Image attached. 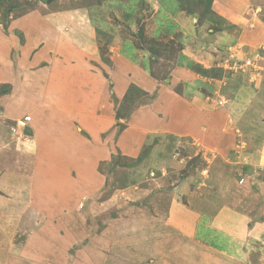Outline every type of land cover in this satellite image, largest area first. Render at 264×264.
Listing matches in <instances>:
<instances>
[{"label": "rangeland", "instance_id": "obj_1", "mask_svg": "<svg viewBox=\"0 0 264 264\" xmlns=\"http://www.w3.org/2000/svg\"><path fill=\"white\" fill-rule=\"evenodd\" d=\"M213 2L206 13V0H0V44L8 45L0 56H6L9 63L7 69L2 66L4 71L0 70V243L6 248L29 244L34 258L42 255L47 260L45 256L54 254L41 253L38 246L41 242L58 245V239L64 237L61 231L68 228L75 239L74 248H81L91 260L98 256L95 260L101 264L110 254L116 264H195L190 262L198 261L206 248L210 252L204 255L205 263L198 264H264V242L260 240L264 219H249L251 206L255 209L256 202L257 206L264 204V183L249 187L236 182L238 170L230 162L241 148L233 145L228 155L231 161L224 164L209 136L201 141L189 125L187 130L165 134L170 125L166 117L160 118L172 101L165 94L173 97L169 90L183 94L182 82L171 80L176 65L182 71L186 68L185 75L188 81H196L195 86L202 82L201 92L209 98L211 108L219 109L230 102L222 84L232 76L230 71L246 72L244 62L249 58L257 65L251 72L261 69L257 60L264 51L245 56L248 52L244 55L240 44L229 45L225 55L210 50L215 60L205 64L204 37L231 28L219 21ZM239 2L248 15L264 19V0ZM166 6L182 12L181 20L192 18L191 29L186 30L183 23L175 28L172 21L170 28H163L161 14ZM45 40H53L52 46ZM29 41L37 45L32 44L28 51ZM43 47L48 52L61 48L66 59L56 58L51 68L45 56L37 65L52 72L45 75L50 88L32 97L43 113L41 121L31 126L32 91L25 89L24 74H32L26 73V67L37 69L30 58ZM85 48L87 52L94 49L96 60L91 55L78 60L76 55ZM185 54L190 57L181 62ZM191 56L195 58L191 60ZM232 60L240 65L231 68ZM217 66L225 71L219 81L215 79L219 77ZM67 68V74H56ZM123 71L136 72L145 81L151 77L157 81L156 89L145 95L131 77L130 95L125 98L114 91L117 80L112 77L111 81L116 72V78L126 84ZM73 77L82 83L79 87L69 85L75 89L69 90L67 99L61 90L67 86L64 80ZM87 77L97 78L94 93L98 95L86 92ZM248 79L254 82L251 76ZM130 84L142 90H132ZM161 90L164 93L159 99ZM152 94L155 99L150 101ZM139 99L141 105H137ZM156 99L164 100V109L155 110L161 107L157 102L153 113L147 111L151 115L138 113L134 121V111ZM63 100L72 106L68 122H60V114L50 116L49 104L57 106ZM193 111L197 117H189L191 123L215 112L199 115ZM205 143L209 149L200 148ZM39 166L38 173L50 168V176L42 174L54 187L32 184V170ZM254 166V171H262L264 156ZM201 168L207 171L202 173ZM212 180L217 181L215 185ZM8 182L16 183L15 188L7 187ZM191 195L205 198L209 204H203L198 212L195 205L199 198L193 200ZM60 196L65 197L61 200ZM123 244L128 250L120 252L114 247L110 252V246Z\"/></svg>", "mask_w": 264, "mask_h": 264}, {"label": "crops", "instance_id": "obj_2", "mask_svg": "<svg viewBox=\"0 0 264 264\" xmlns=\"http://www.w3.org/2000/svg\"><path fill=\"white\" fill-rule=\"evenodd\" d=\"M236 2L237 0H214L213 5H212L213 12H215V14L218 15L219 21L222 24L231 25V28H229L228 30H224L223 31L224 33L217 32L216 34H212V35L208 34L207 38L204 37L206 39L205 45L199 42L201 43L202 48L206 47V49L202 52L203 53L202 58H204L203 61L205 62L208 61L210 63L211 60L213 61L215 60V59H212L214 58V53L213 52L209 53L210 50L211 51H214V50L221 51L222 53L221 55H225L226 49L231 44L242 45L241 48L243 49L244 55L245 53L248 52L247 53L248 55H245V56H250L252 55V53L256 51L258 52L257 54L259 55L260 50H261V53H263L264 51V40H263L264 39V19L262 17L258 18V16L257 17L253 16V13H250L248 15L247 12H245V10L247 11V9L243 10L244 8H242L241 3L240 2L236 3ZM162 10L164 12V14L163 13L161 14V17L164 16L163 28L165 27L170 28V21H172V23H174L175 28H179L180 24L183 23V26L186 28V30L189 31L191 29L188 27V24L192 25L193 19L188 17V19L182 18L181 20V17L183 16V14L182 12L177 10L175 6L172 9H169L168 6H166V8L163 7ZM166 22H168L167 26H165L167 24ZM232 26H233V30L230 31V29H232ZM47 35H46V38H49V33H47ZM46 43L47 45L50 44L52 46L53 40H50L49 42L47 40ZM32 44H34L35 46L37 45L33 43L32 41H29L28 51L33 48ZM7 46H8L7 44H2V46L0 44V54H3V52L5 51L7 52L8 50ZM88 46L89 44L86 45V47ZM93 51L94 49L88 52L86 51V48L82 49L81 53H79V55L77 54L76 57L79 58L78 60L80 62L84 60L85 55H89V56L91 55L92 58L95 59L93 55L94 54ZM216 55L220 56V54H216ZM45 56H47L50 62L51 68L55 67V66H52L51 62L55 61L56 58L62 57V59H66V56H64L63 50L61 48H59V50L56 49V50H51L50 52H48V49L46 48L44 49L43 47L41 48V51L35 52L33 54V56L30 58V61L31 63L34 62L33 64L36 65L37 69L31 70V68L26 67L27 69L26 73L28 71H32V74L31 75L24 74L25 82L23 83L26 90L32 91V96H31V99L29 100L30 102H32L31 100H32V97H34V95H39L40 93H43V92L45 93V91L50 88L49 86L50 83H48V80L47 78H45V75H51L50 73L52 72V69H50L49 71H46L45 69H40V66H37L42 62V59L45 58ZM184 56H186V54ZM5 57L6 56H3V57L0 56V58L3 59V60H0V67H1L0 70L2 71H4V69H2V66H5V69H7V66L9 64L6 61ZM189 57L190 56H188V58ZM193 57L195 58V56ZM193 57L191 56V60H193ZM188 58L187 56L184 57L181 62L186 61ZM179 59H182V57H179ZM208 62L205 64H208ZM257 64L261 68L258 72L252 73L251 72L252 68L250 67H247L246 72L240 73V74H237L238 72L233 73L232 71H230L229 73L232 74V76L228 78V80L226 81L227 83L222 81L223 82L222 84H224L226 88L224 90L226 91L229 97V101H230L227 105V108H224V109L211 108L212 104H210L207 101L209 98L205 97L204 94L201 92L202 86L200 85V83L202 82L199 83V80L197 79L199 85L195 86L194 85V82H196L195 80L191 82L188 81V75H185L186 68L183 70L185 72L184 73L181 69L182 67L178 68V66L176 65L174 66V68H172L173 70L171 73H173V75H171L172 76L171 80L173 82H176V84L177 83L180 84L182 82V84L184 85V88L182 89L183 94L180 93L179 95V94L174 93V91L169 90V92H171L172 95L174 96L172 97L170 96V94H167V96L170 97L168 98L165 94V98H167L168 100H172V101L170 105L166 109H164V105H161V102L162 101L164 102V100H160L158 102V100L161 99V95H162L161 92L164 91V90H161L158 92V95L161 94L159 96V99H156L155 101L150 102L149 104L140 106L134 111V115H132L133 119L134 121L137 119L138 113L147 114V111H150L149 109H151L153 113L154 105H157L156 104L157 102L160 103V106H161L160 109H155V110H157L158 112H161V110L164 109L165 112L160 118L166 117L168 120V126L170 125L168 129L169 131L167 130L168 132H166L165 134L171 135L175 132H181V130H184V129L187 130L188 125L194 126V128H190L189 130L191 132H195L196 134H198L197 137L201 141H203V139L207 140L210 137L213 145H215L216 148L218 147L217 151L221 152L220 156L223 157L222 162H224V164H225V161L230 162L232 160L230 164L234 166L236 170H238L237 174H235V177H236V182L239 185L241 186L248 185L249 187L255 185L257 187L260 182L264 183L262 182L264 181V175L263 174L258 175V171H254L257 168V166L256 167L254 166V164H256L257 161H259L262 158V156H264V54L260 55L259 59L257 60ZM219 66H217L218 67L216 68L217 70L215 69L217 71L216 74L218 73L219 75V77H215L216 81L221 80L225 72V71L223 72ZM66 70L64 71L62 70L60 72L58 71V73L56 74L60 76L65 73L67 74L70 71V68H67ZM115 73L116 72H114V75H111V81H112V77L117 80L114 86V91L120 95L125 94L126 89L128 87V82L129 81L131 82V80L128 81V79H131V77L132 78L134 77L135 83L141 88H143L145 92L151 93L152 91L156 89L154 82H157V81L153 80L151 77L149 79H146L145 81L144 79H141V78L139 79L136 72H132L134 74L131 75L128 73V71H123L122 73H123V76H125V78L124 79L120 78V80L122 79L124 82H126V84H124L123 82H120L118 78H116ZM118 75L120 74L118 73ZM250 76L253 78L252 81L254 80V82L252 83H250L248 79L250 78ZM87 79L88 80L85 83V86L87 85L86 92L91 93V96L98 95V93H94L96 91L95 87L98 86V84L94 82V80H97V78L90 80L89 77H87ZM64 81L67 86L66 87L63 86V89L61 91L66 93L67 95L66 97L68 99V96L70 94L69 90L75 89L69 85L76 84L77 85L76 87H79L82 82L81 80H78L74 77L69 78ZM50 100L54 101V98L51 97ZM63 101L64 102L60 101L59 105L57 106L52 105V103L49 104V108L51 111L50 116L52 117L54 115L60 114L59 121L61 122L62 120H65L66 122H68L69 119H71L69 118V114H70L72 106H69V104L66 103L65 100ZM73 103L74 101H72L71 105H73ZM189 103L191 106H188ZM32 105H33L34 110L31 114H33L34 120H32L31 126H33L36 123V121L37 122L39 120L41 121L40 116L43 113V108L40 105V103L35 101V102H32ZM194 109L196 110L195 112H197L199 115L211 113L210 111H213V110L215 111L214 112L215 114L213 113V115L211 116L208 115L206 118L202 119L204 120L203 122L201 119L194 118L196 119V121L191 123L188 121V119L189 117L196 114L193 111ZM206 109H210V111ZM166 110L168 112H166ZM71 113L72 115L74 114V112H71ZM148 115H151V114H147V116ZM194 117H197V116L195 115ZM169 120H175V121L169 122ZM163 124L164 122L161 123V125ZM207 136L209 137L207 138ZM207 144L208 143H205L204 145L202 144L200 148H203L205 150V148H208ZM233 145L235 147L238 146L241 149L238 152L239 154L238 157L236 156L237 158L235 160L234 158L230 160L228 159V155H230V153L232 152ZM240 155L242 156L241 159H239ZM63 160L64 159L62 158V161ZM238 162H239V165H237ZM248 162L251 163V165L253 164L254 166L253 169H250L251 165L249 166ZM40 167L42 166H39V169L32 170L33 172L32 173L33 174L32 184L36 185L39 183L40 185L46 188L54 187L55 185L51 183L52 180L47 178L48 176H50L48 175L50 168L47 169V171L38 173L40 170ZM59 167L62 168V165L60 164ZM243 167H244V170L242 169ZM54 169L58 170L57 168H54ZM203 170L204 168L200 169L202 173H203ZM252 170L255 173L254 172L252 173ZM205 171L207 170L205 169L204 172ZM42 173H44L47 177L43 175ZM255 174H257V176H255ZM38 175H39V178H37ZM202 178L204 177L202 176ZM240 178H242L241 182L238 181ZM220 181H224V180H220ZM216 182H217L216 180L211 181V183L214 185ZM223 183L224 182H221V184ZM5 184L6 183H3V186H5ZM15 184L16 183L8 182L6 186L9 188L13 186L12 188L14 189L16 186ZM187 192L188 191L185 188V194H187L186 196L188 197ZM63 197L60 196V199L61 200L64 199ZM190 197H192V195ZM198 198H199L198 196L192 197L193 200L194 199L198 200ZM262 198L263 197H261V201L264 200V198L263 200ZM206 203L207 205L209 204V202H207L205 198H199V200L197 201L195 205L196 206L195 210L199 212V209H202L203 207H205L202 205L203 204L206 205ZM257 204L258 202L255 203V209L252 206L250 208V217H249L250 220L257 219L258 217H260L261 219H264V204L261 203L260 206H257ZM206 209L208 211V208H204L205 212L207 213ZM260 212H263L262 213L263 215H260ZM198 216L206 219V215L198 214ZM260 224L262 226L264 224V221L261 222ZM263 228H264V225H263ZM61 232L64 235V237L62 236V234L59 233V235L62 237L58 239L59 240L58 245H55V244L52 245L49 243L42 245V242H41L40 246H38L40 247L41 253H44V252L49 253L50 251L52 252V254H54V257H50L47 255L45 256L47 260H44L43 256L41 255L39 259H36L34 258L35 255L31 254L32 247L29 244H25L23 246H16L12 244L10 248H6L4 244L0 243V254H1L0 264H101L99 260H95L98 256L92 259L93 260L92 261L91 256L84 254V251L81 250V248L79 247H77L76 249L74 248L75 239L72 236L73 235L72 232H70L68 228H66V230H62ZM261 233L262 234L260 235V238H261L260 240L264 242V229H262ZM69 244L71 245L69 246ZM110 247H111V250L108 249V251L110 250V252L112 253H113L112 250L114 249V247L116 250H119L120 252L128 250V245L124 246V244L117 245V246H110ZM208 252H210V250L207 248L205 252L201 251L198 257V261L194 260V261H191L190 263L192 262H194L195 264L202 263V262L205 263L204 259L207 258ZM114 254L116 257L115 252ZM205 254H207L206 258H204ZM116 262L118 261H116L113 258V255L111 254L108 256L105 255L104 264H116ZM122 262L123 261H121V263Z\"/></svg>", "mask_w": 264, "mask_h": 264}, {"label": "trees", "instance_id": "obj_3", "mask_svg": "<svg viewBox=\"0 0 264 264\" xmlns=\"http://www.w3.org/2000/svg\"><path fill=\"white\" fill-rule=\"evenodd\" d=\"M211 3H212V0H206V9H205V11H206V13L207 12H209L210 10H211ZM189 11V10H188ZM190 12V11H189ZM129 88H132V90H139V91H141L142 89L141 88H139L138 86H136V85H134V84H130V87ZM142 92H143V94H145V95H147V93L145 92V91H143L142 90ZM130 94H129V89H127V91L125 92V94H124V97L126 98V97H128ZM123 97V98H124ZM140 98H141V95H140ZM154 98V94H152L151 96H149V100L151 101L152 99ZM141 99H139L138 101H137V105H141L142 103H140L141 101H140ZM122 103V102H121ZM145 103V102H144ZM118 113H116V119H118L119 120V110L117 111ZM127 116H128V113H127V115H126V117H124V120L126 121L127 120Z\"/></svg>", "mask_w": 264, "mask_h": 264}, {"label": "built area", "instance_id": "obj_4", "mask_svg": "<svg viewBox=\"0 0 264 264\" xmlns=\"http://www.w3.org/2000/svg\"><path fill=\"white\" fill-rule=\"evenodd\" d=\"M235 60H232V62H231V68H235V67H237V66H239L240 65V63L237 61L236 63L234 62ZM237 64V65H236ZM247 65L248 67H250V68H252V70H255L256 69V67H257V65H255L254 64V62H253V59H247L245 62H244V65ZM253 73V72H252ZM218 104L219 105H222L223 104V101L221 100V99H219L218 100ZM238 147V146H237ZM261 170L262 171H258V175H260V174H263L264 175V167H261ZM239 182H241L242 181V178H240L239 180H238Z\"/></svg>", "mask_w": 264, "mask_h": 264}, {"label": "water", "instance_id": "obj_5", "mask_svg": "<svg viewBox=\"0 0 264 264\" xmlns=\"http://www.w3.org/2000/svg\"><path fill=\"white\" fill-rule=\"evenodd\" d=\"M53 0H47V3H50V2H52Z\"/></svg>", "mask_w": 264, "mask_h": 264}]
</instances>
